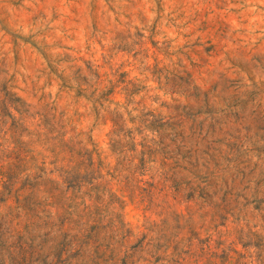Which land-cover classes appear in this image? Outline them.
<instances>
[{"label":"rangeland","instance_id":"1","mask_svg":"<svg viewBox=\"0 0 264 264\" xmlns=\"http://www.w3.org/2000/svg\"><path fill=\"white\" fill-rule=\"evenodd\" d=\"M111 80L130 82L141 108L184 116L191 144L201 140L195 153L218 161L211 171L245 196L242 214L213 239L256 251L264 242V0H0V101L8 85L31 105L26 129L55 107L74 116L83 147L111 153V124L97 122L89 101L97 81ZM119 92L114 103L125 102ZM16 114L6 108L0 118L8 171ZM126 218L137 229L144 212L128 205ZM17 241L7 242L5 264Z\"/></svg>","mask_w":264,"mask_h":264},{"label":"trees","instance_id":"2","mask_svg":"<svg viewBox=\"0 0 264 264\" xmlns=\"http://www.w3.org/2000/svg\"><path fill=\"white\" fill-rule=\"evenodd\" d=\"M95 86L89 101L97 122L111 124V153L83 147L74 116L55 107L37 112L26 129L32 107L5 85L0 118L6 108L17 114L6 156L13 170L0 161V260L18 237L10 264H264V242L240 253L213 239L242 214L245 196L211 171L218 161L195 153L201 140L191 144L184 116L141 108L125 80ZM117 89L124 103L112 101ZM128 205L144 212L137 229Z\"/></svg>","mask_w":264,"mask_h":264},{"label":"clouds","instance_id":"3","mask_svg":"<svg viewBox=\"0 0 264 264\" xmlns=\"http://www.w3.org/2000/svg\"><path fill=\"white\" fill-rule=\"evenodd\" d=\"M79 256V252H77L76 254H71L70 259H75Z\"/></svg>","mask_w":264,"mask_h":264}]
</instances>
